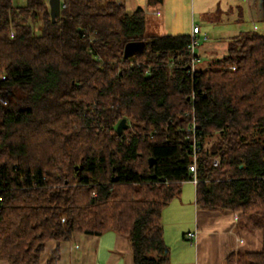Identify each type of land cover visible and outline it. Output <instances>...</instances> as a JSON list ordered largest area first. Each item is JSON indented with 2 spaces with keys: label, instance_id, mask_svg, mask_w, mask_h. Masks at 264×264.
Returning <instances> with one entry per match:
<instances>
[{
  "label": "trees",
  "instance_id": "1",
  "mask_svg": "<svg viewBox=\"0 0 264 264\" xmlns=\"http://www.w3.org/2000/svg\"><path fill=\"white\" fill-rule=\"evenodd\" d=\"M147 25L114 0H62L56 23L50 0H0V262L114 232L134 264H167L163 212L191 182L200 211L262 233L225 264H264V32L201 69L190 36ZM132 42L146 47L126 58Z\"/></svg>",
  "mask_w": 264,
  "mask_h": 264
},
{
  "label": "crops",
  "instance_id": "2",
  "mask_svg": "<svg viewBox=\"0 0 264 264\" xmlns=\"http://www.w3.org/2000/svg\"><path fill=\"white\" fill-rule=\"evenodd\" d=\"M114 1L124 3L128 11L132 13L144 9L148 21L162 23V26L165 19L167 23L171 22V18L177 21L174 16V7L177 14L186 12L189 18L192 16L193 24H195V17L198 15L202 22L210 26H219L235 20V23L238 24L237 30L230 31L232 35L222 37L223 39L220 41L217 38L210 47L211 50L206 52L209 55V61L212 60V53L219 51L218 45L222 44L226 51L229 41L243 33L257 31L258 27L255 23L264 21L263 0H242V4L236 5L230 0ZM223 3L227 5L224 8L222 7ZM245 19L251 20L253 23L246 31L240 32L246 23ZM187 26L190 30V25ZM165 36L190 35L174 33ZM195 188L196 186L191 182L184 184L181 197L174 200L163 212L165 241L171 251L170 261L167 264H225L235 252L261 250L262 234L238 230L236 214L200 211L195 202ZM185 202L191 203L186 204ZM190 234H195L193 239L189 238ZM57 248H60L61 252L58 264H134L128 239L114 232H108L102 236L76 233L71 240L60 245L52 241L48 243L40 264H48L51 255ZM0 264L6 263L0 262Z\"/></svg>",
  "mask_w": 264,
  "mask_h": 264
},
{
  "label": "rangeland",
  "instance_id": "3",
  "mask_svg": "<svg viewBox=\"0 0 264 264\" xmlns=\"http://www.w3.org/2000/svg\"><path fill=\"white\" fill-rule=\"evenodd\" d=\"M14 1L18 2L20 5H23V3L25 2V0H14ZM230 1H232V3L235 5L242 4V0H230ZM226 6L227 5L223 3L222 7L224 8ZM174 16L177 18V21L171 18V22L167 23V20L165 19L163 26H162V23H156L155 21L149 20L148 25H147L146 35L149 37L157 36L161 38V37H164L165 35H173L174 33H179V34L184 33L185 35H190L191 37L193 33L192 27L198 26L199 28H201V34L200 36H197L199 45L196 48V54L200 57L198 67L201 69H204L209 64V55H207L206 52L208 53V51L211 50L210 47L214 44L215 40L219 38V41H220V39H223L222 37H229L230 35H232L230 31H235L238 28V24L235 23V20L225 22L219 26H210L202 22L199 15L195 17L196 22L195 24H193L192 16H190L189 18L186 12L182 14L181 13L177 14L175 7H174ZM245 20H246V23L241 28L240 32L246 31L250 27L251 23H253L251 22V20H248V19H245ZM188 24L190 25V30L187 26ZM255 24H257L258 32H264V21L256 22ZM164 26L166 27L164 28ZM217 49H219V51L213 52L215 54L213 53L212 55L210 54L212 56V61L216 58L223 57L225 54L224 50L226 48H224L222 44L218 45ZM195 198H196V188H195ZM190 203L191 202L186 203V204H190ZM252 234H255V233H252ZM262 247H263V239H262L261 250H262Z\"/></svg>",
  "mask_w": 264,
  "mask_h": 264
},
{
  "label": "water",
  "instance_id": "4",
  "mask_svg": "<svg viewBox=\"0 0 264 264\" xmlns=\"http://www.w3.org/2000/svg\"><path fill=\"white\" fill-rule=\"evenodd\" d=\"M51 7V17L53 23H56L57 20L61 17L62 13V0H50ZM146 47L145 42H132L126 46L125 57L133 58L139 52L143 51ZM129 128L128 120L124 119L118 126L119 134H123L125 130ZM151 164H154V160H151Z\"/></svg>",
  "mask_w": 264,
  "mask_h": 264
},
{
  "label": "built area",
  "instance_id": "5",
  "mask_svg": "<svg viewBox=\"0 0 264 264\" xmlns=\"http://www.w3.org/2000/svg\"><path fill=\"white\" fill-rule=\"evenodd\" d=\"M201 34V29L198 27V26H194L193 28V35L191 36V43H190V50H191V53L192 55L194 56L195 55V52H196V48L198 47L199 43H198V39H197V36ZM192 64L193 66H195V62L194 60L192 61ZM215 165L217 166L218 163L215 162ZM191 171L196 174L197 172V166L196 164H194L192 167H191ZM195 184L198 183V181L195 179L194 181ZM190 238H193L194 235L193 234H190L189 235Z\"/></svg>",
  "mask_w": 264,
  "mask_h": 264
}]
</instances>
